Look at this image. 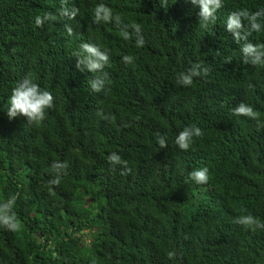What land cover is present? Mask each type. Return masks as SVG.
<instances>
[{"label": "trees", "instance_id": "16d2710c", "mask_svg": "<svg viewBox=\"0 0 264 264\" xmlns=\"http://www.w3.org/2000/svg\"><path fill=\"white\" fill-rule=\"evenodd\" d=\"M100 3L123 24L142 25L144 46L136 47L131 29L123 39V25L94 23ZM73 4L79 14L65 20L61 0H0V201L17 196L22 224L19 232L0 226V264H264V230L234 223L248 213L264 221V128L232 113L245 102L264 122V66L244 64L226 30L229 13L264 8V0H224L209 29L199 27L191 0H167V8L164 0ZM46 12L57 19L36 26ZM249 39L264 43V30ZM84 42L110 50L107 92L92 91L96 74L75 67L72 53ZM198 61L212 73L177 84ZM29 73L55 98L38 126L6 112ZM192 124L204 134L181 150L175 138ZM157 132L167 135V149ZM111 152L128 161L130 174L110 166ZM54 161L68 164L59 186L48 184ZM205 166L207 184L186 183Z\"/></svg>", "mask_w": 264, "mask_h": 264}, {"label": "clouds", "instance_id": "9594fccd", "mask_svg": "<svg viewBox=\"0 0 264 264\" xmlns=\"http://www.w3.org/2000/svg\"><path fill=\"white\" fill-rule=\"evenodd\" d=\"M191 3L199 8V27L209 29L210 25L215 24L217 20V12L224 7V0H191ZM167 8V0H164L162 5ZM79 8L74 4L69 6V0H61L59 16L65 20H74L79 14ZM57 16L52 12H46L43 15H37L34 18L36 26L42 27L45 23L55 21ZM93 22L115 23L117 26H122L120 35L123 39H131V33H135L136 47H143L145 44L142 25L138 23L123 24L120 14H114L113 9L104 3L97 4L93 13ZM64 28L71 35L73 29L69 24H65ZM226 30L232 34L233 40L240 45V51L243 57L244 64L253 66H264V43H254L249 37L254 32L259 33L264 30V8H258L255 11H250L247 8H241L229 13L226 20ZM110 50L103 49L93 43H81L79 50H76L72 55L76 59V69L80 72H90L96 75L88 81L89 86L94 92H107L111 84L110 73L105 71V68L110 66ZM219 54V52H218ZM132 55H123L122 61L126 65L134 62ZM232 58H226V63H230ZM212 73L211 65L204 61L194 62L186 71L177 74L176 83L184 87H190L196 78H207ZM53 94L42 88L35 82L31 73L25 75L16 86L12 89L11 95L7 103V116L10 120L23 116L27 118L28 124L40 125L47 118L49 109L54 108ZM235 116H244L256 120L259 128H264V122L260 120V113L253 106L240 102L232 109ZM97 115L103 117V112L98 111ZM107 118V117H104ZM203 130L195 124L186 126L181 130L175 138V144L179 149L187 151L191 148L194 138L203 136ZM158 145L162 149L168 148L167 135L159 132L155 133ZM110 166L115 169L116 166H122L121 175L131 173V168L128 166V161L122 159L117 152H111L107 157ZM67 162L54 161L51 165L53 178L48 181L50 186H59L63 176L67 175ZM210 179V170L207 166L192 170L188 174L186 183L191 181L197 185L207 184ZM51 191V188H50ZM17 196L12 195L4 201H0V226L11 232H19L22 228L21 221L18 219L15 212ZM234 223L249 228L253 231L256 229L264 230V221L260 218L248 213L238 216ZM169 258L176 256L174 251H169ZM92 264H97L96 260H92Z\"/></svg>", "mask_w": 264, "mask_h": 264}, {"label": "rangeland", "instance_id": "374dc122", "mask_svg": "<svg viewBox=\"0 0 264 264\" xmlns=\"http://www.w3.org/2000/svg\"><path fill=\"white\" fill-rule=\"evenodd\" d=\"M89 237V236H88ZM87 237V241H89V238Z\"/></svg>", "mask_w": 264, "mask_h": 264}]
</instances>
